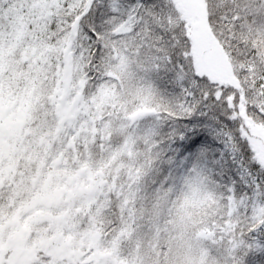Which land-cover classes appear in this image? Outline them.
<instances>
[{"label":"snow or ice","instance_id":"obj_1","mask_svg":"<svg viewBox=\"0 0 264 264\" xmlns=\"http://www.w3.org/2000/svg\"><path fill=\"white\" fill-rule=\"evenodd\" d=\"M0 264H264V0H0Z\"/></svg>","mask_w":264,"mask_h":264}]
</instances>
